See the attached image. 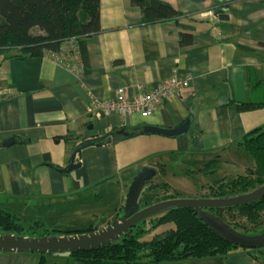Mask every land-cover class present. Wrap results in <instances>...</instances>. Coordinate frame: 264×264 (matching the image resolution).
<instances>
[{
	"label": "crops",
	"instance_id": "0c3cea01",
	"mask_svg": "<svg viewBox=\"0 0 264 264\" xmlns=\"http://www.w3.org/2000/svg\"><path fill=\"white\" fill-rule=\"evenodd\" d=\"M160 1L180 16L144 24L131 0H100L101 31L88 40L84 78L50 56L19 61L0 55L2 85L9 93L0 97L1 210L30 225L71 217L84 224L99 209L93 206L102 201L99 191L113 188L117 199L105 227L120 214L131 181L143 167L156 170L148 186L159 180L171 188L174 183L164 172L176 158L191 175H199L212 157L246 172L249 163L237 162L234 148L263 126L264 112L257 111L264 107L240 111L236 105L264 102V0ZM183 35L190 44H181ZM173 77L188 78L189 86L147 118L89 117L92 100L102 102L115 93L136 97ZM188 117L192 123L183 137L141 135L87 147L75 156L80 167L62 172L83 141L121 127L175 128ZM208 190L191 198H203ZM258 255L237 251L225 258L166 264H264V254ZM47 261L34 253H0V264Z\"/></svg>",
	"mask_w": 264,
	"mask_h": 264
},
{
	"label": "trees",
	"instance_id": "16d2710c",
	"mask_svg": "<svg viewBox=\"0 0 264 264\" xmlns=\"http://www.w3.org/2000/svg\"><path fill=\"white\" fill-rule=\"evenodd\" d=\"M131 4L140 10L144 24H156L180 16L172 6L160 0H131ZM99 13L100 0H0V55H9L8 58L22 61L62 54L65 57L62 66L67 69L74 67V71L79 66L82 70L80 76L84 78L89 73L88 40L101 31ZM180 40L181 44H190L192 41L189 36L184 35ZM76 59L79 62L75 68ZM236 106L240 111H249L264 107V102ZM125 129H112L108 133L111 142L132 138L121 134ZM239 144L251 158V167L244 175H239L232 181L221 180L214 183L202 197L230 198L264 185V125L245 134ZM216 163L217 160H213L204 164L197 173H205ZM159 187L165 191L162 199L155 203L177 198L173 195L172 188L165 183L152 185L146 192H154ZM144 205L150 204L144 201ZM217 213L235 230L249 234L264 227V198L244 206L218 210ZM237 219L244 222L239 224ZM20 222L18 214L0 209V235L34 237L36 229L44 226L42 222H37L25 228ZM147 225L152 227L145 228ZM161 226L168 228L149 241L143 240L150 230ZM93 231H96L95 228L90 227L74 233ZM237 251L259 254L258 256L264 254V249L245 250L224 242L212 234L193 210L183 208L153 216L137 224L110 246L68 254L76 261L87 260L89 264H166L225 258Z\"/></svg>",
	"mask_w": 264,
	"mask_h": 264
},
{
	"label": "water",
	"instance_id": "95a60500",
	"mask_svg": "<svg viewBox=\"0 0 264 264\" xmlns=\"http://www.w3.org/2000/svg\"><path fill=\"white\" fill-rule=\"evenodd\" d=\"M102 117V116H101ZM192 118L188 117L175 128H164L144 125L137 128H126L122 135L135 137L153 135L164 138L185 136L191 126ZM13 140L3 142L8 146ZM111 142L108 134L81 142L73 151L70 164L62 170L69 173L80 167L75 164V156L84 148L104 146ZM156 170L143 167L137 171L128 188L121 216H117L106 227L89 233L63 237H23L12 234L0 235V253H34L40 256L57 253H77L110 246L119 241L137 224L162 213L175 209H190L208 227L212 234L224 242L245 250L264 249V229L255 235L239 232L225 223L214 211L236 208L254 203L264 198V185L253 191L230 198H190L159 201L141 208V198L147 189V182L153 178Z\"/></svg>",
	"mask_w": 264,
	"mask_h": 264
},
{
	"label": "rangeland",
	"instance_id": "374dc122",
	"mask_svg": "<svg viewBox=\"0 0 264 264\" xmlns=\"http://www.w3.org/2000/svg\"><path fill=\"white\" fill-rule=\"evenodd\" d=\"M33 33H36V31H33ZM257 112H264V108L258 109ZM264 125V123L262 124ZM235 152L233 153L235 156V160L239 163H246L249 165L246 168H250L253 164L252 160L248 155H246L241 147H235ZM214 157H212L210 160H207L206 163H209L213 161ZM205 163V164H206ZM235 163V162H234ZM238 166V167H237ZM235 165L234 168L231 167L230 164H228L225 161H219L216 164H212L205 173H201L199 175H191L189 169L186 167V164L184 162H180L179 158H176L173 160V162L167 163V168L165 169V179L169 181L172 185V191L173 195H176L178 199H190L194 195H196L197 191H201V189L208 190L211 185L214 183L224 180V182L232 181V179H235L239 175H244L245 171L241 168H239V164ZM202 168V167H201ZM209 169H211L209 171ZM159 182V183H158ZM162 184L161 181H157L154 183V186ZM115 189H118L117 185L115 184ZM152 186L147 185L148 187ZM146 189V190H147ZM115 191V190H114ZM113 191V188L111 191H105V189L100 190L101 192V198L102 201L99 204H93L94 208L99 207L98 210L93 211L92 218H88L85 220L84 224H79L77 219L74 217L71 218H63L62 221L59 224H52V223H46L42 222L41 220H38L34 222L32 225L28 224L27 220H22L20 224L28 228L30 226L35 225V223H43V228L36 229V233L34 236L36 237H63V236H73V235H79L80 233H74L77 232L76 230L79 229H87L92 226H94L97 229L104 228V225L106 224V221L111 219L108 218L107 215H109V211H112V208H114V205L116 203L117 194ZM127 190H125L126 192ZM165 191V189L159 187L154 192H144L142 198H141V208H144V201H146L149 204H154L156 200L162 199V193ZM156 192V195H155ZM169 192V191H168ZM151 194V195H150ZM104 195V197L102 196ZM164 196V195H163ZM102 212V214H99V212ZM97 212V213H96ZM122 212L118 216H121ZM76 217V216H75ZM51 220V219H50ZM80 220V218H78ZM114 219H112L110 222H112ZM109 222V223H110ZM239 224L240 222H244L240 219H237ZM107 226V225H106ZM105 226V227H106ZM152 227V225H150ZM149 225L145 226V228H151ZM168 226H161L155 230H150L144 237V241H149L154 235L161 233L165 229H167ZM264 227L258 228L255 231L249 233L251 235L259 234ZM45 258H47V262L45 264H89L87 260L82 261H76L72 256H70L68 253H57V254H48L45 255Z\"/></svg>",
	"mask_w": 264,
	"mask_h": 264
},
{
	"label": "built area",
	"instance_id": "2783aa9c",
	"mask_svg": "<svg viewBox=\"0 0 264 264\" xmlns=\"http://www.w3.org/2000/svg\"><path fill=\"white\" fill-rule=\"evenodd\" d=\"M63 52V49H62ZM54 62L62 66L64 56L57 54L50 56ZM78 59L75 60V68L78 65ZM67 69V68H66ZM69 71L78 74L82 73L79 66L74 71ZM190 80L188 78L181 79L177 77L164 80L159 86L150 89L139 96L128 97L123 93H115L111 98L102 102L91 101L88 106V113L91 119L100 118L101 116L117 115L119 117L131 116L139 114L142 118H147L153 114L155 109L162 105L168 98H170L177 90H181L189 86ZM0 97L7 98L9 93L2 85L1 70H0Z\"/></svg>",
	"mask_w": 264,
	"mask_h": 264
},
{
	"label": "flooded vegetation",
	"instance_id": "af4514ba",
	"mask_svg": "<svg viewBox=\"0 0 264 264\" xmlns=\"http://www.w3.org/2000/svg\"><path fill=\"white\" fill-rule=\"evenodd\" d=\"M151 205V204H150ZM146 207V206H145ZM214 213L216 214V215H218V213H217V211H214Z\"/></svg>",
	"mask_w": 264,
	"mask_h": 264
},
{
	"label": "bare ground",
	"instance_id": "6f19581e",
	"mask_svg": "<svg viewBox=\"0 0 264 264\" xmlns=\"http://www.w3.org/2000/svg\"><path fill=\"white\" fill-rule=\"evenodd\" d=\"M122 211V210H121Z\"/></svg>",
	"mask_w": 264,
	"mask_h": 264
}]
</instances>
